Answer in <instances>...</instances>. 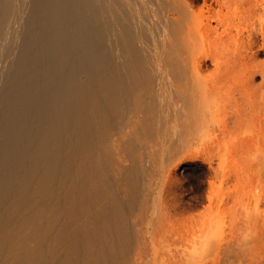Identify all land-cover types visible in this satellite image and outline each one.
Returning <instances> with one entry per match:
<instances>
[{"label":"bare ground","instance_id":"bare-ground-1","mask_svg":"<svg viewBox=\"0 0 264 264\" xmlns=\"http://www.w3.org/2000/svg\"><path fill=\"white\" fill-rule=\"evenodd\" d=\"M263 142L264 0H0V264H264Z\"/></svg>","mask_w":264,"mask_h":264},{"label":"rangeland","instance_id":"rangeland-1","mask_svg":"<svg viewBox=\"0 0 264 264\" xmlns=\"http://www.w3.org/2000/svg\"><path fill=\"white\" fill-rule=\"evenodd\" d=\"M264 143V142H263ZM262 148H263V151H262V153L263 154H261V156H259V157H256V156H252V158L250 159V161H248V165H247V167H248V169H247V175L250 177V178H252V179H255V181L254 182H256L255 184H249L248 185V188L250 189L251 188V190H254V191H258V192H260V191H262V193L264 194V144L262 145ZM257 150H256V146L255 145H253V154H255V153H257L256 152ZM257 180V181H256ZM252 187H253V189H252ZM256 187V188H255ZM238 222H239V225L241 226V227H243L244 228V226H243V223L242 222H240V220H238ZM241 231H239L238 230V239L239 238H243L244 237V234H242V233H240ZM240 234V235H239ZM238 242V240L236 241V243ZM239 243V244H238ZM236 245H237V247L235 246V248H237L236 249V251H235V260H233V263H234V261H236L234 264H240L239 262L242 260V262L243 263H245V264H247V262H248V264H256V262H255V260H256V258L257 257H255V259L254 258H252L250 255H249V250L248 249H246V250H244L243 248H244V246H241V245H243L241 242H238ZM250 245H252V243H250ZM248 247V246H247ZM242 249V250H241ZM241 252V253H240ZM244 252V253H243ZM245 252H247V253H245ZM239 253V254H238ZM245 255H249L248 257L245 255H243V254ZM244 256V257H241L242 259H240V256ZM238 256V257H237ZM246 257V258H245ZM239 258V260L237 261V259ZM249 258V259H248ZM234 259V258H233ZM247 259V260H246ZM254 259V260H253ZM253 260V261H252ZM242 262H241V264H242ZM254 262V263H253Z\"/></svg>","mask_w":264,"mask_h":264}]
</instances>
